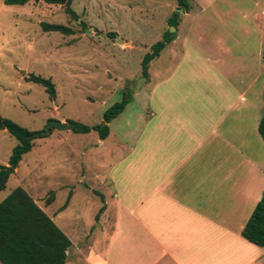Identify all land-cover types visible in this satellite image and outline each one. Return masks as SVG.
<instances>
[{"label": "rangeland", "instance_id": "1", "mask_svg": "<svg viewBox=\"0 0 264 264\" xmlns=\"http://www.w3.org/2000/svg\"><path fill=\"white\" fill-rule=\"evenodd\" d=\"M65 2L29 0L9 5L0 0V115L41 134L8 174L0 201L13 188L23 187L73 243L65 264H88L90 247L91 255H103L104 236L109 233L101 231L105 223L101 208L104 201L114 204L116 181L127 169L129 147L143 121L138 118L148 111L152 82L143 81L139 91L128 87L143 76V56L166 30L181 35L175 45H164L159 56L148 62L147 75L158 79L178 64L182 35L199 33L208 44L222 32L220 39L231 49L233 60L244 57L248 64L243 82L251 84L245 96L251 106L252 137V117L264 114V93L259 96L264 86L259 63L261 67L264 63L257 49L264 0H187L185 12L176 10L177 0H71L78 19L65 11ZM173 12L183 21L177 29L168 24ZM41 22L63 24L73 33L44 31ZM242 42L248 46L244 55L238 52ZM173 48L175 53H170ZM30 73L50 78L55 98L27 81ZM124 92L128 103L108 123L104 139L94 129L88 133L46 129L50 120L103 125V112ZM16 143L0 129V165L5 169Z\"/></svg>", "mask_w": 264, "mask_h": 264}, {"label": "crops", "instance_id": "2", "mask_svg": "<svg viewBox=\"0 0 264 264\" xmlns=\"http://www.w3.org/2000/svg\"><path fill=\"white\" fill-rule=\"evenodd\" d=\"M222 34L208 44L199 33L182 35L178 64L158 79L146 76L148 111L138 118L114 204L102 206L103 255L90 247L88 264H264V247L241 236L264 190L262 114L252 117L251 137L248 64L233 60ZM257 43L262 60L264 23ZM247 48L242 42L238 52Z\"/></svg>", "mask_w": 264, "mask_h": 264}, {"label": "trees", "instance_id": "3", "mask_svg": "<svg viewBox=\"0 0 264 264\" xmlns=\"http://www.w3.org/2000/svg\"><path fill=\"white\" fill-rule=\"evenodd\" d=\"M5 4L23 5L29 0H3ZM50 2L52 0H43ZM70 1L65 2V11L74 19H78L76 12L70 7ZM178 8L188 11L187 0H177ZM178 13L173 12L168 19L169 26L177 28ZM44 31H55L72 34L68 26L58 23L41 22ZM174 33L166 30L161 40L150 46L141 61L142 75L146 76L148 62L158 55L164 45L169 42ZM264 62V44L262 50ZM27 81L44 87L50 98H55V85L50 78L30 73ZM128 92H124L120 101L114 102L103 112V125L88 126L74 119H66L69 129L74 133H88L91 129L98 132L104 139L109 133L108 123L118 116L128 103ZM0 129L6 130L17 143L11 150L8 166L16 168L22 157L31 151L33 139L41 134L33 132L17 124L13 120L0 115ZM257 130L264 141V114L260 118ZM5 165H0V177ZM5 186V181L0 190ZM103 208V207H102ZM101 208V210H102ZM97 219V216H96ZM241 236L256 246L264 247V190L253 208L248 220L241 230ZM71 241L53 220L37 205L29 193L21 186L13 188L0 201V263L1 264H65Z\"/></svg>", "mask_w": 264, "mask_h": 264}, {"label": "water", "instance_id": "4", "mask_svg": "<svg viewBox=\"0 0 264 264\" xmlns=\"http://www.w3.org/2000/svg\"><path fill=\"white\" fill-rule=\"evenodd\" d=\"M63 1V0H61ZM179 10L180 12H183V9H176ZM146 80V77L142 76L130 83H128V87L132 88L133 90H138L139 87L141 86V84L143 83V81ZM51 127H57L59 129H68V124L66 122H62V121H58V120H50L48 125L46 126V129L49 130ZM10 172H14V168L13 167H6L5 171L3 172V174L0 177V186L3 184V182L6 180L8 174Z\"/></svg>", "mask_w": 264, "mask_h": 264}]
</instances>
